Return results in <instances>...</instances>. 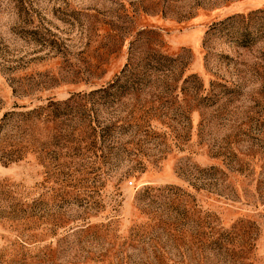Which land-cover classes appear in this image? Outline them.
Segmentation results:
<instances>
[{
	"label": "rangeland",
	"instance_id": "1",
	"mask_svg": "<svg viewBox=\"0 0 264 264\" xmlns=\"http://www.w3.org/2000/svg\"><path fill=\"white\" fill-rule=\"evenodd\" d=\"M0 264H264V0H0Z\"/></svg>",
	"mask_w": 264,
	"mask_h": 264
}]
</instances>
